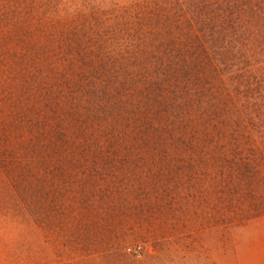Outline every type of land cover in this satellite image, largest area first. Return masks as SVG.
I'll return each mask as SVG.
<instances>
[{
	"label": "rangeland",
	"instance_id": "374dc122",
	"mask_svg": "<svg viewBox=\"0 0 264 264\" xmlns=\"http://www.w3.org/2000/svg\"><path fill=\"white\" fill-rule=\"evenodd\" d=\"M108 3L0 0V264H264V143L246 175L122 110L82 39Z\"/></svg>",
	"mask_w": 264,
	"mask_h": 264
},
{
	"label": "trees",
	"instance_id": "16d2710c",
	"mask_svg": "<svg viewBox=\"0 0 264 264\" xmlns=\"http://www.w3.org/2000/svg\"><path fill=\"white\" fill-rule=\"evenodd\" d=\"M107 5L89 12L86 68L117 96L126 93L122 110L142 117L147 129L156 123L171 137L178 132V141L198 128L200 140H217V162L255 172L254 143H264V0Z\"/></svg>",
	"mask_w": 264,
	"mask_h": 264
}]
</instances>
